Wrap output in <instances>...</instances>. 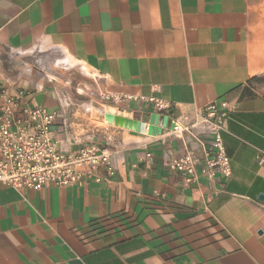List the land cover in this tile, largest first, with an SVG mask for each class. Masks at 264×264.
I'll use <instances>...</instances> for the list:
<instances>
[{
  "label": "crops",
  "instance_id": "crops-1",
  "mask_svg": "<svg viewBox=\"0 0 264 264\" xmlns=\"http://www.w3.org/2000/svg\"><path fill=\"white\" fill-rule=\"evenodd\" d=\"M0 44L73 66L75 85L133 97L106 113L144 125L78 131L47 81L0 72V93L23 89L57 115L55 141L98 143L112 166L82 187L0 183V264H264V0H0ZM222 101L231 176L207 178L200 145L172 129ZM188 151L200 161L190 184L168 168Z\"/></svg>",
  "mask_w": 264,
  "mask_h": 264
},
{
  "label": "built area",
  "instance_id": "built-area-1",
  "mask_svg": "<svg viewBox=\"0 0 264 264\" xmlns=\"http://www.w3.org/2000/svg\"><path fill=\"white\" fill-rule=\"evenodd\" d=\"M29 93L18 89L14 94L3 89L0 93V183L17 190H41L46 186L82 187L100 167L112 171L111 152L95 142L79 144L74 151L54 140L53 127L57 120L42 106H31ZM133 97L103 93L108 105L126 104ZM153 104L159 111L170 104L156 98H140ZM231 107L226 102H215L197 111L192 122L181 117L173 125L172 132L188 135L197 142L204 155L202 174L213 178L216 173L225 178L231 176V165L223 144ZM106 114L105 110L101 111ZM209 137L206 141L204 138ZM209 146V149L207 147ZM198 156L188 151L168 163L171 171L180 173L185 183L197 178Z\"/></svg>",
  "mask_w": 264,
  "mask_h": 264
},
{
  "label": "rangeland",
  "instance_id": "rangeland-1",
  "mask_svg": "<svg viewBox=\"0 0 264 264\" xmlns=\"http://www.w3.org/2000/svg\"><path fill=\"white\" fill-rule=\"evenodd\" d=\"M75 68L56 64L49 56L40 53L21 54L12 52L0 44V72L21 81L43 79L64 104L70 122L77 125V130H97L104 121L101 111L108 105L102 100L105 93L101 85L94 81L96 91L87 84L70 82L69 74Z\"/></svg>",
  "mask_w": 264,
  "mask_h": 264
},
{
  "label": "water",
  "instance_id": "water-1",
  "mask_svg": "<svg viewBox=\"0 0 264 264\" xmlns=\"http://www.w3.org/2000/svg\"><path fill=\"white\" fill-rule=\"evenodd\" d=\"M104 119L109 125H114V126H119V127L126 128V129H131V130H134L138 133H141L144 131V125L141 122L126 119V118L116 116V115L111 114V113H106L104 115ZM159 120H160L159 115H157V114L151 115V119H150V123H149L150 125L148 127V131L150 133H152L155 129H158ZM167 124H168V118H165L164 122H163V128H166Z\"/></svg>",
  "mask_w": 264,
  "mask_h": 264
}]
</instances>
